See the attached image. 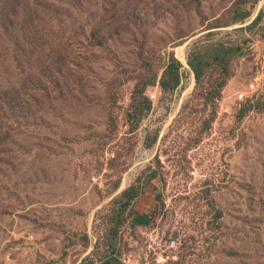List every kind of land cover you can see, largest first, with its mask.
Listing matches in <instances>:
<instances>
[{"label":"rangeland","instance_id":"374dc122","mask_svg":"<svg viewBox=\"0 0 264 264\" xmlns=\"http://www.w3.org/2000/svg\"><path fill=\"white\" fill-rule=\"evenodd\" d=\"M110 243L264 264V0H0V264Z\"/></svg>","mask_w":264,"mask_h":264},{"label":"trees","instance_id":"16d2710c","mask_svg":"<svg viewBox=\"0 0 264 264\" xmlns=\"http://www.w3.org/2000/svg\"><path fill=\"white\" fill-rule=\"evenodd\" d=\"M160 84L163 87H165L166 84L164 82V79H162L160 81ZM131 198L132 197H130L129 200H131ZM127 205H129V204H127ZM125 207L126 206H124V208ZM133 222H134L135 225L146 226L149 223V218H146L145 216H136L133 219ZM108 242H109V240H108ZM114 247H115L114 244L110 243L109 251L106 254H104V257H103V260H102L103 262L101 264H123L122 261H121V258L119 257V254H117V251H116V249Z\"/></svg>","mask_w":264,"mask_h":264},{"label":"bare ground","instance_id":"6f19581e","mask_svg":"<svg viewBox=\"0 0 264 264\" xmlns=\"http://www.w3.org/2000/svg\"><path fill=\"white\" fill-rule=\"evenodd\" d=\"M178 54H180V53L178 52Z\"/></svg>","mask_w":264,"mask_h":264}]
</instances>
